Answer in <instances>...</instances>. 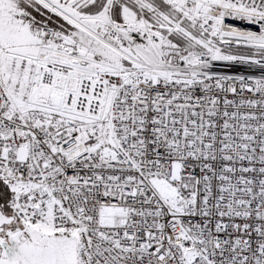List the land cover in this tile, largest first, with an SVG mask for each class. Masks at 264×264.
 Wrapping results in <instances>:
<instances>
[{
    "label": "snow or ice",
    "instance_id": "1",
    "mask_svg": "<svg viewBox=\"0 0 264 264\" xmlns=\"http://www.w3.org/2000/svg\"><path fill=\"white\" fill-rule=\"evenodd\" d=\"M0 264H264V0H0Z\"/></svg>",
    "mask_w": 264,
    "mask_h": 264
}]
</instances>
